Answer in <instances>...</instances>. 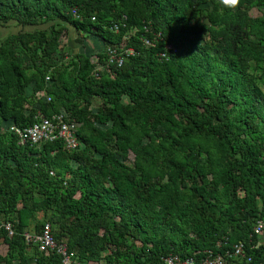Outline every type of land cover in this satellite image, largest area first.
Masks as SVG:
<instances>
[{
    "label": "trees",
    "instance_id": "1",
    "mask_svg": "<svg viewBox=\"0 0 264 264\" xmlns=\"http://www.w3.org/2000/svg\"><path fill=\"white\" fill-rule=\"evenodd\" d=\"M255 7L264 0H241L235 10L218 0H0V241L9 249L0 264H27L26 246L36 264H61L55 252L45 255L24 241L35 212L47 222L33 230L49 223L54 239L82 264L200 259L239 242L244 257L227 263L264 264V230L253 233L264 222V95L257 85L264 16L250 17ZM57 21L99 37L102 70L84 55L70 66L51 60L52 68L38 60L39 51L49 57L59 47L65 30ZM113 24L117 33L109 31ZM109 47L122 57L120 66L108 62ZM36 61L28 73L27 63ZM29 84L33 98H51L39 102L40 113L62 110L79 125L76 150L60 140L20 145L3 129L4 121L22 128L35 120V110L24 111ZM70 158L83 162L74 169Z\"/></svg>",
    "mask_w": 264,
    "mask_h": 264
},
{
    "label": "built area",
    "instance_id": "2",
    "mask_svg": "<svg viewBox=\"0 0 264 264\" xmlns=\"http://www.w3.org/2000/svg\"><path fill=\"white\" fill-rule=\"evenodd\" d=\"M71 14L79 18L75 9L71 10ZM91 20L94 21V18L92 17ZM119 26V24H113L109 28V31L117 33L119 31ZM142 43L148 47L153 46L148 39H143ZM165 50H172V47L167 45ZM116 51L117 49L113 47L108 48V62H113L117 66H120L123 59L115 55ZM125 52L129 55L132 54V51L129 49L125 50ZM45 83H50V78L48 76L45 77ZM41 100L45 103H49L51 98L42 95ZM66 117L67 115L64 111H60L58 114H53L51 116H45L38 111L32 123L22 128H16L12 125L9 131L15 134L20 145H30L34 147L42 143H52L60 140L63 142V146L66 150L74 151L78 148L76 132L79 125L73 121H67ZM3 228L8 232L9 236H13L14 230L10 222L5 223ZM263 230L264 222L258 221L254 227L253 233L260 236ZM22 236L27 245L35 246L39 252L45 255L55 252L60 256L61 264H82L77 260L75 254L67 249L65 243H59L54 239L49 223H45L39 233L29 234L24 232ZM222 244L223 242H218L217 246L220 247ZM242 257H244L243 244L239 242L232 247V250L224 251L222 254L206 251L200 259H195L194 257L180 259L177 255H169L163 258L162 264H226L229 259ZM247 261L249 262L250 258H248Z\"/></svg>",
    "mask_w": 264,
    "mask_h": 264
},
{
    "label": "rangeland",
    "instance_id": "3",
    "mask_svg": "<svg viewBox=\"0 0 264 264\" xmlns=\"http://www.w3.org/2000/svg\"><path fill=\"white\" fill-rule=\"evenodd\" d=\"M201 8H204L207 11H210L212 9V5L211 4H205V5L201 6ZM248 14H249L250 17H253V18L254 17H262V16H264V7H262V8L255 7L252 10H250ZM61 23H63V22L57 21L56 24H55L56 27L59 24H61ZM204 23L207 24L206 21H204ZM63 28H64V26H63ZM63 30H65V29H63ZM136 30H139V29H136ZM136 30H134V31H136ZM80 31H81V33L79 32L80 35L76 36V38H77L76 41L79 44L78 43L75 44V41L71 40L68 37L67 32L69 33V31L66 30V31H64V33L66 32V34H64L62 32V36L59 37V40H60V42L58 44L59 47H57V49L52 53V55L49 56V57H45L44 54H43V52L42 51H39L38 52V55H37L38 60L40 62H43L46 66H50V68L53 67L52 64H51V60H52V62H56L57 64H61L62 66L69 65L70 64V60L76 55L74 52L72 53V52H69L68 51V48H69L68 46H70V43H73V45L75 46L74 47L75 50L77 48H81L80 49V52L81 53H85L88 56V58L90 60V63L94 66V70H102L101 63H98V61H97L98 55L101 54L103 52V49H104V46H103L101 40H98L95 36L93 37L91 34H88L85 31H82V30H80ZM134 31H132V32H134ZM75 33H77V32L75 31ZM63 40H65V42ZM202 43L203 42L200 41V44H202ZM39 61H36L35 63L28 62L27 63V68H28L27 72L28 73H35L34 66L38 65L39 64ZM67 70H68V74H70V70H71L70 67H68ZM47 75L50 76V73H48ZM256 76L259 77L258 74ZM66 78H69V76L67 75ZM203 78L205 80H207V81H212L213 80V76L210 73L205 74ZM257 85H258V88L260 89L261 93L264 95V75H263V77H260V78L257 79ZM32 88H33V84L27 85L25 87V90H24V96L29 101H32L33 100V104H36V112H38V111H40V104H39V102H42V100H41L42 95L43 96H47V95L44 94V93H38V94L34 95V98H33L32 97ZM120 102H121V104H127L129 102V100H128V98L126 96H124V97H122V99L120 100ZM100 104L101 103L99 102V105ZM103 104L109 106V104H111V103H108V104L107 103L106 104L103 103ZM30 110H31V107H30L29 103L27 105L25 104V110H24L25 113L28 114ZM89 112L91 114H96L98 112V108L92 106V107H90ZM94 125H95L96 128H99L101 130H105L108 127V125H103V124H99V123H96V122H94ZM139 133L141 134V132H139ZM141 136H143V137H141L142 138L141 139V145L142 146L147 145L149 143L148 139L146 137H144V135H142V134H141ZM80 148L81 147H79V149ZM162 151H165V149H162ZM93 154H94L95 157H98V155L96 153H93ZM82 162L83 161L81 159H76V160H73L72 158L68 159V164L71 167H73L74 169L78 165L82 164ZM126 164L128 166H131V167L134 166V156H133L132 153H129L128 160L126 161ZM70 177H71V175L70 174H67V178H70ZM211 179H212L211 176H209V180H211ZM185 196L186 195L183 196V202H184V204H187L188 201H189L187 199L188 194H187V197H185ZM43 222H47V220L44 219L42 221V223ZM31 229H33L32 226L29 228V230H31ZM235 262H237V261H233V262H230L228 264H232V263H235ZM96 264H105V262L103 260V261H100V262H98Z\"/></svg>",
    "mask_w": 264,
    "mask_h": 264
},
{
    "label": "crops",
    "instance_id": "4",
    "mask_svg": "<svg viewBox=\"0 0 264 264\" xmlns=\"http://www.w3.org/2000/svg\"><path fill=\"white\" fill-rule=\"evenodd\" d=\"M61 25L62 26H64V29H65V31L66 30H68L69 31V33L67 32V34H68V37L71 39V40H73V41H75V44H77L78 42L76 41L77 40V38H76V36H78V35H80L79 34V32L81 33V31H78V30H75V28L74 27H72V26H70L69 24H67V23H61ZM63 29V28H62ZM77 32V33H75V31ZM64 33V32H63ZM64 34H66V32L64 33ZM62 36V35H61ZM94 37V36H93ZM98 40H100L99 39V37H96ZM64 42H65V40H63ZM60 42V41H59ZM79 44V43H78ZM82 45V44H81ZM66 47V46H65ZM69 48H68V51L69 52H74L76 55H85L86 57H88L85 53H81L80 52V49L81 48H77L76 50H75V46L73 45V43H70V46H68ZM75 50V51H74ZM82 51V50H81ZM33 89V88H32ZM29 103V105H30V107H31V109L33 110H35L36 111V104H31V101H29L28 102ZM2 124H3V129H5V130H8V128L9 127H11L12 126V123L11 122H9V121H4V122H2ZM34 215H35V219H33V220H31V222H30V227L32 226L33 227V229H34V227H35V225H36V223H42V221L44 220V215H43V213L42 212H35L34 213ZM33 229H31V230H29V229H27V230H25L24 232H26V233H29V234H34V233H36ZM1 240V239H0ZM9 249H8V247H7V245H5L4 243H2L1 241H0V256H5L6 254H7V251H8ZM15 254H17L16 252H15ZM23 256L26 258V261H27V264H36V260H35V252H34V249H33V247L32 246H26L25 248H24V252H23ZM230 262H233V261H230ZM229 262V263H230ZM1 264H3V263H1ZM11 264H18V261L17 260H13L12 262H11ZM89 264H96V263H89ZM226 264H228V263H226ZM232 264H235V263H232Z\"/></svg>",
    "mask_w": 264,
    "mask_h": 264
},
{
    "label": "clouds",
    "instance_id": "5",
    "mask_svg": "<svg viewBox=\"0 0 264 264\" xmlns=\"http://www.w3.org/2000/svg\"><path fill=\"white\" fill-rule=\"evenodd\" d=\"M218 3L228 9L235 10L241 5V0H218ZM9 128L8 130H10Z\"/></svg>",
    "mask_w": 264,
    "mask_h": 264
}]
</instances>
